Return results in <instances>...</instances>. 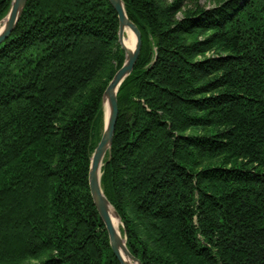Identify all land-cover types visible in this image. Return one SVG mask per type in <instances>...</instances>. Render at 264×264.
I'll return each instance as SVG.
<instances>
[{
	"label": "trees",
	"instance_id": "1",
	"mask_svg": "<svg viewBox=\"0 0 264 264\" xmlns=\"http://www.w3.org/2000/svg\"><path fill=\"white\" fill-rule=\"evenodd\" d=\"M122 2L141 46L100 185L126 247L264 264V0ZM118 26L109 0H26L0 43V264H120L88 185Z\"/></svg>",
	"mask_w": 264,
	"mask_h": 264
},
{
	"label": "water",
	"instance_id": "2",
	"mask_svg": "<svg viewBox=\"0 0 264 264\" xmlns=\"http://www.w3.org/2000/svg\"><path fill=\"white\" fill-rule=\"evenodd\" d=\"M109 2L117 14L119 25L118 42L120 47L124 50L125 58L122 65L113 74L102 94L103 129L100 139L90 158L88 169V185L93 203L107 231L109 245L119 263L141 264V262L135 256H133L126 247L125 238L114 228L111 220L112 216L116 218L119 223L120 219L118 213L114 210L104 195L100 185L102 161L105 154L110 149L118 116L117 91L122 81L132 71L141 46L140 31L137 26L127 17L122 0H109ZM25 3L26 0H11L7 13L0 19V43L4 41L14 29ZM126 28H128L133 33L135 38L134 47L131 50H128L123 43L124 30ZM110 208H112L111 213Z\"/></svg>",
	"mask_w": 264,
	"mask_h": 264
},
{
	"label": "bare ground",
	"instance_id": "3",
	"mask_svg": "<svg viewBox=\"0 0 264 264\" xmlns=\"http://www.w3.org/2000/svg\"><path fill=\"white\" fill-rule=\"evenodd\" d=\"M123 43H124L125 47H126L128 50H131V49H133V47H134L135 38H134L133 33H132L128 28H126V29L124 30ZM111 210H112V208H110V213H111ZM111 220H112V224H113L114 228H115V229L117 230V232L119 233V232H120V231H119V229H120V228H119V221H118L116 218H114L113 216H112Z\"/></svg>",
	"mask_w": 264,
	"mask_h": 264
},
{
	"label": "rangeland",
	"instance_id": "4",
	"mask_svg": "<svg viewBox=\"0 0 264 264\" xmlns=\"http://www.w3.org/2000/svg\"><path fill=\"white\" fill-rule=\"evenodd\" d=\"M217 0H198V3L202 6H211L213 5ZM187 5V3H186ZM177 15H180V12L177 13ZM120 225V223H119Z\"/></svg>",
	"mask_w": 264,
	"mask_h": 264
}]
</instances>
